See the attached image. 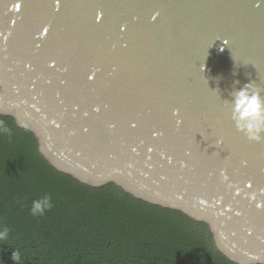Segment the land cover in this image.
<instances>
[{"label": "water", "instance_id": "1", "mask_svg": "<svg viewBox=\"0 0 264 264\" xmlns=\"http://www.w3.org/2000/svg\"><path fill=\"white\" fill-rule=\"evenodd\" d=\"M223 49V50H222ZM264 0H0V127L46 176L264 264Z\"/></svg>", "mask_w": 264, "mask_h": 264}, {"label": "trees", "instance_id": "2", "mask_svg": "<svg viewBox=\"0 0 264 264\" xmlns=\"http://www.w3.org/2000/svg\"><path fill=\"white\" fill-rule=\"evenodd\" d=\"M44 195L51 197V209L33 216L32 202ZM0 227L9 229L0 240V264H219L170 218L142 214L106 195H80L52 180L5 132Z\"/></svg>", "mask_w": 264, "mask_h": 264}, {"label": "clouds", "instance_id": "3", "mask_svg": "<svg viewBox=\"0 0 264 264\" xmlns=\"http://www.w3.org/2000/svg\"><path fill=\"white\" fill-rule=\"evenodd\" d=\"M223 50V49H222ZM251 84L235 91L232 104V119L238 131L244 133L249 140L259 142L264 139V96L259 91H252ZM10 131L0 127V132ZM52 207V200L49 195L34 200L31 206L33 216L43 215L46 210ZM9 234L7 227H0V240L6 239ZM19 257L18 252L13 253V260Z\"/></svg>", "mask_w": 264, "mask_h": 264}]
</instances>
